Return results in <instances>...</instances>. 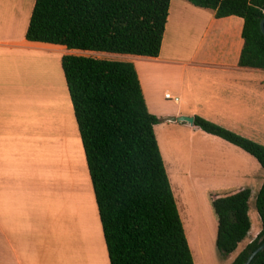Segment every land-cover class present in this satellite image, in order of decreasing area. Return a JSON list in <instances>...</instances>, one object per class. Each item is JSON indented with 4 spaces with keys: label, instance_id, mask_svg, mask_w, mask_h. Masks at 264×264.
Returning <instances> with one entry per match:
<instances>
[{
    "label": "trees",
    "instance_id": "obj_1",
    "mask_svg": "<svg viewBox=\"0 0 264 264\" xmlns=\"http://www.w3.org/2000/svg\"><path fill=\"white\" fill-rule=\"evenodd\" d=\"M216 18L243 19L238 65L264 70V0H185ZM170 0H35L25 38L67 49L157 57ZM61 68L97 206L109 264H194L154 126L134 65L66 54ZM193 125L254 157L264 174V145L201 116ZM244 188L211 198L215 245L228 255L251 229ZM257 236L231 264L264 242V176L256 195ZM250 264H264V249Z\"/></svg>",
    "mask_w": 264,
    "mask_h": 264
},
{
    "label": "crops",
    "instance_id": "obj_2",
    "mask_svg": "<svg viewBox=\"0 0 264 264\" xmlns=\"http://www.w3.org/2000/svg\"><path fill=\"white\" fill-rule=\"evenodd\" d=\"M34 3L35 0H0V264H62V233L58 246H54L59 249V256L51 263L36 261L41 246L36 249L33 212L25 213L24 206L29 204L28 198L33 199L29 175H33L37 164L40 169H57L61 155L62 128L58 121H62V107L59 102L44 101L39 94L56 95L55 88L62 82V56L82 53L25 38ZM242 27L241 17L216 18L210 9L185 0H170L157 57L111 55L134 65L148 110L160 121L171 122L167 120L171 116L198 115L209 121H229L254 128L253 121L264 119V70L238 65ZM174 74L177 81L171 78ZM160 75H165L169 82L166 88H161ZM165 93L177 96L179 101L165 98ZM174 122L190 126L193 135L202 131L185 121ZM211 170L209 175L214 176L203 172L193 177L195 184L201 183L206 191L218 189L212 181L221 178L212 166ZM56 187L59 186L53 182L51 189ZM244 188L248 187L211 195L224 196ZM18 207L21 212L15 213ZM18 225L25 228L15 229ZM260 230L261 225L247 244ZM190 238L194 240L193 235ZM88 254L89 260L79 264L97 262L91 258V252Z\"/></svg>",
    "mask_w": 264,
    "mask_h": 264
},
{
    "label": "rangeland",
    "instance_id": "obj_3",
    "mask_svg": "<svg viewBox=\"0 0 264 264\" xmlns=\"http://www.w3.org/2000/svg\"><path fill=\"white\" fill-rule=\"evenodd\" d=\"M81 53L85 56L119 60L107 52L81 51ZM171 78L175 79L174 81L178 80L177 74ZM160 82L163 86L161 88H166L169 83L165 75H160ZM58 84L55 88L56 95H39L44 101L49 99L59 102L62 107L59 111L62 121H58L62 128L61 155L57 158L59 166L55 170L40 169L37 164L33 175H29V191H33V199L28 198L29 204L24 206L25 213L33 212L36 249L41 246L40 252H36V261L51 263L55 256H59V249L54 246H58L59 235L62 233V264L85 262L89 260L88 252H91L93 260H97L95 264H109L84 151L63 72L62 82ZM214 123L264 145V119L253 121L256 124L254 128L240 127L241 125H234L229 121ZM28 127V133L31 135V128L29 125ZM154 128L187 240L193 235L194 240L190 238L192 244L190 249L194 264H231L254 234L257 226L261 225L255 206L256 195L264 176L260 164L250 154L227 141L202 131L193 135L190 126H183L179 122L159 121ZM34 133L38 136L37 131ZM36 156L38 160V154ZM43 157L47 161V156ZM204 158L207 160L204 161ZM211 166L218 171L217 175L221 178L212 181L218 189L206 191L201 183L195 184L193 177L203 172L208 177L214 176L209 175L213 172ZM53 182L59 187L51 189ZM235 187H248L251 190L249 199L251 231L238 245L236 251L223 255L215 245L217 218L211 206V194L226 192ZM2 210L7 209L2 207ZM14 212L20 213V207ZM23 228L25 227L18 225L15 229Z\"/></svg>",
    "mask_w": 264,
    "mask_h": 264
},
{
    "label": "water",
    "instance_id": "obj_4",
    "mask_svg": "<svg viewBox=\"0 0 264 264\" xmlns=\"http://www.w3.org/2000/svg\"><path fill=\"white\" fill-rule=\"evenodd\" d=\"M260 29L261 32L264 34V18L261 20L260 22ZM167 120L174 122V121H185L187 123L193 124L194 118L193 116H178V117H167ZM264 249V242L257 247L250 255L249 257L246 259V261L244 262V264H250L252 259L254 258V256L260 251Z\"/></svg>",
    "mask_w": 264,
    "mask_h": 264
},
{
    "label": "built area",
    "instance_id": "obj_5",
    "mask_svg": "<svg viewBox=\"0 0 264 264\" xmlns=\"http://www.w3.org/2000/svg\"><path fill=\"white\" fill-rule=\"evenodd\" d=\"M165 98L170 99L175 103L179 101V98L177 96L171 95L170 93H165Z\"/></svg>",
    "mask_w": 264,
    "mask_h": 264
},
{
    "label": "bare ground",
    "instance_id": "obj_6",
    "mask_svg": "<svg viewBox=\"0 0 264 264\" xmlns=\"http://www.w3.org/2000/svg\"><path fill=\"white\" fill-rule=\"evenodd\" d=\"M43 65V64H42ZM45 65V64H44ZM48 67V66H47ZM47 67H45V68H47Z\"/></svg>",
    "mask_w": 264,
    "mask_h": 264
}]
</instances>
